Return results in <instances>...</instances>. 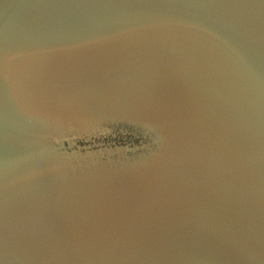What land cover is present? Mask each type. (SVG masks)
<instances>
[{
  "label": "water",
  "instance_id": "obj_1",
  "mask_svg": "<svg viewBox=\"0 0 264 264\" xmlns=\"http://www.w3.org/2000/svg\"><path fill=\"white\" fill-rule=\"evenodd\" d=\"M0 264H264V0H0Z\"/></svg>",
  "mask_w": 264,
  "mask_h": 264
}]
</instances>
